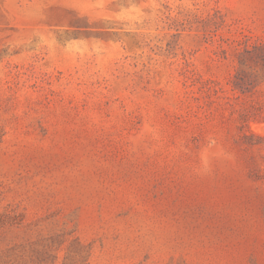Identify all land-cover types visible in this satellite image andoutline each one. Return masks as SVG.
<instances>
[{
  "label": "rangeland",
  "instance_id": "374dc122",
  "mask_svg": "<svg viewBox=\"0 0 264 264\" xmlns=\"http://www.w3.org/2000/svg\"><path fill=\"white\" fill-rule=\"evenodd\" d=\"M263 42L264 0H0V264H264Z\"/></svg>",
  "mask_w": 264,
  "mask_h": 264
},
{
  "label": "trees",
  "instance_id": "16d2710c",
  "mask_svg": "<svg viewBox=\"0 0 264 264\" xmlns=\"http://www.w3.org/2000/svg\"><path fill=\"white\" fill-rule=\"evenodd\" d=\"M242 66L248 70H240L236 73L233 85L241 93L251 92L257 85L258 71L264 74V42L252 46L250 49H245L241 54ZM251 68V69H249ZM252 68L258 69L253 70Z\"/></svg>",
  "mask_w": 264,
  "mask_h": 264
}]
</instances>
